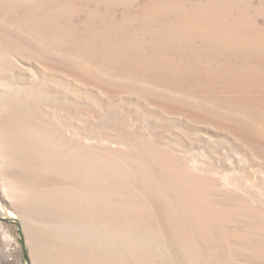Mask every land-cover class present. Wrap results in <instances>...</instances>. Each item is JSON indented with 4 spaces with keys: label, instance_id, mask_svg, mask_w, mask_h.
<instances>
[{
    "label": "rangeland",
    "instance_id": "rangeland-1",
    "mask_svg": "<svg viewBox=\"0 0 264 264\" xmlns=\"http://www.w3.org/2000/svg\"><path fill=\"white\" fill-rule=\"evenodd\" d=\"M0 264H264V0H0Z\"/></svg>",
    "mask_w": 264,
    "mask_h": 264
},
{
    "label": "water",
    "instance_id": "water-1",
    "mask_svg": "<svg viewBox=\"0 0 264 264\" xmlns=\"http://www.w3.org/2000/svg\"><path fill=\"white\" fill-rule=\"evenodd\" d=\"M4 221L5 222H9L10 220L9 219H4ZM14 223H16L17 226H18L19 235L21 236V246H22V250L24 252V256L26 257V254H25V244H24V240H23V237H22V232H21L20 224L17 221H14Z\"/></svg>",
    "mask_w": 264,
    "mask_h": 264
}]
</instances>
